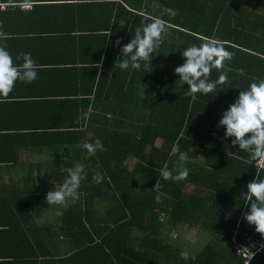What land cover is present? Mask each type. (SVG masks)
<instances>
[{"label": "trees", "instance_id": "trees-1", "mask_svg": "<svg viewBox=\"0 0 264 264\" xmlns=\"http://www.w3.org/2000/svg\"><path fill=\"white\" fill-rule=\"evenodd\" d=\"M78 5L88 14L89 9L96 11L86 15L94 25L90 22L80 40L95 43L84 48L96 56V99L104 104L96 110V137L89 143L99 139L106 150L89 156L81 146L73 164L68 160L63 166L85 165L79 200L68 207L47 205L55 213L63 211L64 241L74 247L63 260L245 264L236 246L247 240L264 243L242 217L248 210L243 194L256 168L238 146L227 154L225 143L230 145L231 139L224 141L225 129L218 128V122L241 90L264 80V0H82ZM164 8L177 14H165ZM156 17L167 23V30L151 63L142 62L139 70L115 68L122 58L115 42L127 44L141 21L151 23ZM210 39L222 42L234 56L222 69H213L209 79L217 80L221 72L228 79L212 93H197L193 99L184 94L189 86L182 85L174 69L184 63V49ZM173 146L188 154L186 180L160 176L165 164L177 174L178 154L170 156ZM96 173L103 175L102 182L93 181ZM66 174L49 175L27 200L45 202L47 192L56 190ZM158 180L159 189L154 188ZM183 227L198 232L192 247L201 248L186 247L171 235ZM182 252L189 254L187 260ZM251 264H264V248Z\"/></svg>", "mask_w": 264, "mask_h": 264}, {"label": "crops", "instance_id": "crops-1", "mask_svg": "<svg viewBox=\"0 0 264 264\" xmlns=\"http://www.w3.org/2000/svg\"><path fill=\"white\" fill-rule=\"evenodd\" d=\"M0 1V30L11 37L0 45L14 63L19 53H31L39 66L38 79L17 81L8 98L0 97V264H77L63 260L74 253L64 241L63 211L27 195L65 172L81 143L95 140V113L104 105L96 99L100 74L96 56L84 48L95 43L80 37L94 25L86 15L96 11L88 14L82 0ZM190 231L171 235L186 243Z\"/></svg>", "mask_w": 264, "mask_h": 264}, {"label": "clouds", "instance_id": "clouds-1", "mask_svg": "<svg viewBox=\"0 0 264 264\" xmlns=\"http://www.w3.org/2000/svg\"><path fill=\"white\" fill-rule=\"evenodd\" d=\"M163 12L171 16L177 14L171 8H164ZM166 30L167 23L159 17L152 18L151 23L141 21V26L137 27L134 38L130 42L123 46H121L120 40L115 42L122 57L115 62V68L128 70L131 67L139 70L142 62L151 63L152 54L161 47L162 34ZM9 38H11L10 34L0 30V40ZM181 56L184 58V63L175 67L174 74L179 77L183 86H189L184 94L195 99L197 93L203 95L212 93L218 85H223L227 81L226 72H221L215 81L210 80L209 77L213 69H222L224 62L230 61L234 53L227 51L222 42L210 39L199 46L187 47L181 52ZM15 60L20 63H14L13 56L6 46L0 45V97L2 98L9 97L17 81L32 83L38 79L39 66L32 58L31 53H19ZM218 128L225 129L224 141L231 139L230 145L225 143L227 154L232 153L229 148L238 146L240 151L248 152V161L255 165L256 176L247 183V191L243 194V200L248 210L243 212L242 217L248 226H254L255 231L264 237V80L253 82L246 90L239 92L235 102L222 113ZM81 146L89 156H94L98 150H106L99 139L95 143L85 141ZM177 154V174L173 175L165 164L160 170V176L164 180L178 182L186 180L189 176V169L184 166L188 154L173 146L170 156H177ZM66 173L63 183L56 190L47 192L45 197L47 205L68 207L71 203L79 200L78 190L81 181L86 179L85 165L78 162L73 167L66 169ZM102 180L101 173H96L93 176V181L96 183H100ZM159 187L158 180L154 188L159 189ZM261 248H264V245H261ZM241 252L248 256L246 264H251L255 253L251 252L249 248H242L239 253ZM181 258L187 260L189 254L182 252Z\"/></svg>", "mask_w": 264, "mask_h": 264}, {"label": "built area", "instance_id": "built-area-1", "mask_svg": "<svg viewBox=\"0 0 264 264\" xmlns=\"http://www.w3.org/2000/svg\"><path fill=\"white\" fill-rule=\"evenodd\" d=\"M0 6L4 7L5 4L3 2L0 1ZM261 245H264V243L258 242L257 240L253 241V240H247L245 243H239L236 248H237V253L240 254L242 256V258L244 259V262L246 264V260L248 259V256L245 255L244 253H239V251L242 248H249L251 252L255 253V255L260 252L263 248H261ZM258 249H260L258 251ZM254 255V256H255Z\"/></svg>", "mask_w": 264, "mask_h": 264}, {"label": "rangeland", "instance_id": "rangeland-1", "mask_svg": "<svg viewBox=\"0 0 264 264\" xmlns=\"http://www.w3.org/2000/svg\"><path fill=\"white\" fill-rule=\"evenodd\" d=\"M186 189L187 190H191L192 189V184H188L187 183V186H186ZM197 239H198V232L196 231V230H194V229H192V231H190V232H188V234L186 235V240L185 241H188V242H186V243H184L185 245H186V247L187 246H189V247H191V249L192 248H194V247H192V245H195V243H196V241H197ZM191 245H190V244ZM189 244V245H188ZM201 248V246H195V250H198V248ZM197 248V249H196Z\"/></svg>", "mask_w": 264, "mask_h": 264}]
</instances>
